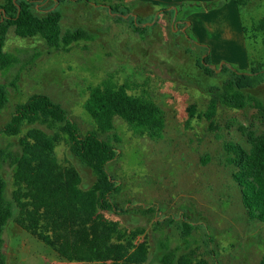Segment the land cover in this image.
Masks as SVG:
<instances>
[{"label":"rangeland","instance_id":"rangeland-1","mask_svg":"<svg viewBox=\"0 0 264 264\" xmlns=\"http://www.w3.org/2000/svg\"><path fill=\"white\" fill-rule=\"evenodd\" d=\"M128 3L139 20L137 27L128 16L121 20L119 15H111L107 6L83 0H50L49 7L62 14L64 34L83 30L91 37L69 50H50L42 38H20L10 29L4 51L16 55L19 63L7 73L0 72V82L9 91V102L0 112V149L21 153L20 141L26 129L17 137H8L3 129L11 122L16 106L31 96H49L87 134L97 129L85 109L92 89L104 82L125 85L130 95L160 107L165 126L160 135L150 138L117 117L114 130L102 135L118 149V158L107 168L119 185L117 199L126 213L105 215L118 225L116 240H132L135 245L147 241L150 256L146 264H160L161 243L177 254H189L210 264H260L264 257V223L247 214L226 146L237 143L249 151V135H264V113L251 107L238 110L219 104L211 117L209 114L210 87L223 85L234 71L264 69V33L254 30L264 18V0ZM206 11L229 14L231 17L222 20L235 31L234 16L238 13L247 45L246 69L241 67L247 55L243 58L235 41L222 62L211 60L216 75L207 76L198 68L197 62L211 51L194 38L188 23L192 15ZM219 26L210 34L214 38L224 34ZM259 81V86L246 91V95L264 103V73ZM54 155L63 167L77 168L84 190L93 189V172L71 155L64 135ZM14 172L10 163L2 165L10 199L17 189ZM186 224L192 227L190 231ZM186 231L190 234L185 235ZM136 232L140 233L134 238ZM5 252L7 264H88L60 259L16 220L7 227Z\"/></svg>","mask_w":264,"mask_h":264},{"label":"trees","instance_id":"trees-1","mask_svg":"<svg viewBox=\"0 0 264 264\" xmlns=\"http://www.w3.org/2000/svg\"><path fill=\"white\" fill-rule=\"evenodd\" d=\"M63 0H59L61 2ZM88 4L107 6L111 15L123 20L128 16L137 27L138 19L130 12L125 0H83ZM50 0H3L0 4V72L7 73L19 63V58L4 51L10 29L20 38H42L50 50L69 48L78 42L90 41L83 30L63 33L62 14L49 7ZM136 4V3H132ZM254 30L264 33V18ZM207 48L206 46H201ZM211 55L205 54L197 66L207 76L216 75L211 68ZM223 71V70H222ZM263 70L252 68L250 73L233 72V77L221 86L210 87L211 117L221 104L228 108H255L264 113V103L246 95L256 89ZM9 102L8 87L0 82V112ZM85 109L97 129L83 134L70 119L68 111L49 96L35 94L15 108L11 122L3 129L8 137L20 136L21 153L0 149V264H7L5 252L6 230L13 220L36 239L55 251L60 259L70 263L146 264L150 252L147 241L116 240L118 225L106 214L123 215L117 195L119 185L108 170L118 158V149L103 134L114 130L117 117L127 122L138 134L155 138L164 130V114L160 107L148 99L132 96L128 87L104 82L92 89ZM63 135L71 155L90 169L96 182L93 189L82 188V175L74 166L63 167L54 155L56 144ZM251 148L240 144H227L229 164L236 172L234 178L241 188L247 214L264 223V135H249ZM15 168L17 187L13 199L7 196L8 183L1 174L2 165ZM17 213L19 216L17 217ZM190 231L189 224L185 228ZM189 231L185 235L190 234ZM140 232L134 233V238ZM163 250L160 264H210L195 260L189 254H177L169 245ZM260 264H264V257Z\"/></svg>","mask_w":264,"mask_h":264},{"label":"crops","instance_id":"crops-1","mask_svg":"<svg viewBox=\"0 0 264 264\" xmlns=\"http://www.w3.org/2000/svg\"><path fill=\"white\" fill-rule=\"evenodd\" d=\"M141 1H152V0H125L126 3L128 2H141ZM227 8V7H226ZM221 11H206V12H200L199 14L192 15L190 19V27L194 33V38L198 40L200 43L208 46L211 51V59L217 60L222 62L224 60L225 55H229V53L233 50L231 46V42L235 41L238 42L237 49H239L243 55L246 57L247 55V45L244 40V35L242 32V27L239 22L238 13L234 16V21L236 22V31L233 30L234 27H232L229 23L227 24L222 19L224 17H231L229 14L220 13ZM216 13V14H213ZM205 17V19L203 18ZM220 23V24H219ZM217 25L219 26V29L221 31H224V34L221 35L219 38H214L210 34H213L212 30ZM235 29V28H234ZM245 66L241 67L243 69H246L248 66V55L247 60L245 62ZM10 224V223H9ZM9 226V225H8ZM22 228V227H21ZM23 229V228H22ZM24 230V229H23ZM27 232L26 230H24ZM8 260V257H7ZM48 264V261H46ZM23 264H27L26 261L23 262Z\"/></svg>","mask_w":264,"mask_h":264},{"label":"water","instance_id":"water-1","mask_svg":"<svg viewBox=\"0 0 264 264\" xmlns=\"http://www.w3.org/2000/svg\"><path fill=\"white\" fill-rule=\"evenodd\" d=\"M190 23H188V25H189Z\"/></svg>","mask_w":264,"mask_h":264}]
</instances>
